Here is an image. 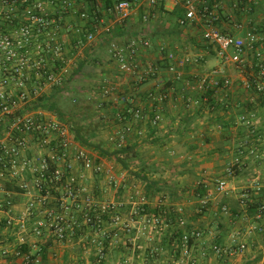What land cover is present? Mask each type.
<instances>
[{"label":"crops","instance_id":"obj_1","mask_svg":"<svg viewBox=\"0 0 264 264\" xmlns=\"http://www.w3.org/2000/svg\"><path fill=\"white\" fill-rule=\"evenodd\" d=\"M76 1L74 10L64 17L69 23L68 25L80 27L89 34L94 32V20L104 18L105 22L113 27V33L111 37L97 34L95 40L87 43L88 45L84 47L77 44L79 39H84V35L77 34L73 37L61 35L60 40L66 50L64 55L68 59L73 58L74 63L80 61V64H86L90 56L100 51L102 45L109 44L111 39L124 44L132 38L143 36L150 41L146 35H135V32L128 30L130 19L132 20L133 16L121 25L117 21L116 13L110 10L111 7L105 9L103 4L99 2L97 8L101 10V13L96 10L89 13L88 8L90 6L87 0ZM55 9L56 6L52 7L53 13L56 12ZM84 10L88 13L87 22L79 19V15ZM142 10L146 11L147 9L138 10L141 17ZM156 10L153 9L157 18L168 17L167 19L170 20L168 15H162ZM225 10L232 12L227 16H233L223 28L225 31L241 36L247 29L235 31V26L242 24L248 29L251 27L259 29L263 32L259 31L260 33H258L264 35V0H257L252 3L250 11L240 9L242 12L240 15L234 13L235 9L232 6H226ZM226 11L224 12L228 13ZM77 12L80 13L78 19ZM71 15L74 19L73 23L69 22L72 18ZM75 19L78 20L77 23ZM171 22H167L166 25L172 28V32H168L166 35L172 33V35H181L186 39L196 35L193 38L200 37L203 40L201 47L204 48L199 53V55L201 54L198 57L199 62L197 65L194 64L185 68L186 75H188L186 78H200L210 74L215 69H221L214 62L216 59L214 48L209 46L205 40V24L193 22L187 27L181 26L182 31H180L175 29L173 22ZM119 28H121L120 32L118 31ZM160 42L158 41L157 46H155L157 55L160 52L158 47ZM66 44L69 49H66ZM150 50L151 48L141 52V63H143V57L148 55ZM248 60V62L251 61V56ZM108 62L104 63L97 59L95 65L100 71L98 82L102 81L105 84L113 85L112 88L115 91L112 95H102L97 100L101 108L94 111L93 117L98 120L101 127L97 129L96 134L108 132V141L112 150L116 148V143L111 139H117L118 137L114 134L118 132H120L119 135L123 134L125 137L132 138V143L138 142L140 145L135 150L134 160L129 161V170L138 171L144 164L155 167L149 177L162 184L163 192L145 197L144 185L130 174L129 170H123L121 167L114 171V167L108 164L115 175L116 184H111L103 175L108 186H103L100 195H96V197L88 193V196L94 200L95 207L92 208V214L100 216L101 223L96 226L88 225L77 233L73 241L61 243L55 238L49 237L45 231L39 237L34 234V229L44 220L41 209L24 218L26 226L24 229L18 225L19 221L7 226L5 223L7 215H0V264H25L22 257L13 255V252L18 248L22 250L26 248L28 252L37 256L39 262L33 264H99L98 254L100 251L104 252L102 258L104 264H264V94L256 91V82H252L255 77L249 85L247 83L248 77L255 75L256 64L252 65L254 64L253 61L252 64L249 63L247 73L241 72L238 67L233 65L239 76L236 78L237 80H231V86L226 91L216 93L214 99L215 102H218L217 106L199 104L200 107L198 108L196 100L193 98L195 96L194 90L198 84L192 85V83L184 80L182 75L178 76L170 72L168 68L166 70L160 69L153 62L157 68L155 74H158V77L154 78L156 76L154 75L148 77L149 79L138 81L137 75L121 72L110 58H108ZM256 62L258 63V60ZM141 67L144 68L145 66L142 65ZM109 70L111 71L110 75H107L106 71ZM74 71L73 69V74ZM112 71L131 76L130 83L123 82L122 85L118 84V86L114 82L116 79ZM162 71L170 78L166 76L158 82L155 81L154 79L159 78L164 73ZM224 72L225 70L223 76H228ZM70 79H72V75L68 80L70 81ZM125 79L127 80V78ZM151 80L153 83L143 88ZM167 82H172L175 88L179 87L178 91L175 92L180 95L175 99L168 98L163 112L159 113L161 121L157 124L158 129L153 136L149 137L151 131L146 118L141 122L133 119L129 112L135 107L146 109L149 99L155 101L150 95L152 93L158 95L160 92L163 94L162 88ZM61 90L58 88L47 92L44 97L51 96L53 100L56 96L55 93ZM121 94L128 95L127 105L119 102ZM157 97L162 98L161 95ZM31 111L34 113L42 111L48 117H57L54 114H48L46 109L42 107H32ZM120 112L121 114L127 113V117L121 122H117L116 116ZM243 118H246L245 121ZM63 119L66 122L64 117ZM236 161H238L239 173L235 176H228V168L233 166ZM89 172L91 171H88L82 180L87 188ZM95 175L102 176V174ZM26 179L30 182L29 175L26 176ZM220 181L227 183L223 192L217 190V183ZM200 183L205 184L207 189L204 198L197 197L196 189ZM9 184L15 187L13 182L0 181V202L10 200V214L14 218H20L24 215L27 203L32 199L33 194L10 191L6 188ZM108 189L115 190L117 201L114 199L110 201L104 197L103 193H107ZM59 194L61 192H55L51 198L55 206L56 198L54 197H60ZM243 194L251 202H257L262 207L259 219L256 218L259 213L253 216L249 215L248 201H245V206L242 204L241 196ZM138 196L145 197V208L141 205L147 214L145 217L132 214L135 210L141 212ZM203 200L207 201V207L200 210L199 206ZM105 205L109 207L106 213H103L102 206ZM158 205H163L164 210L172 212L175 218L172 220L170 217L169 221H167L168 217L163 218L161 227L154 228L148 226L146 220L154 215L152 211L156 210L155 207ZM116 214L122 217L128 228L113 222V217ZM72 215L80 216L79 213L75 212ZM178 217L186 220L187 226H181L184 231L191 230V232L200 231L203 233L200 240L194 239L195 241L191 244V258H197V262H194L190 257H183V249L181 251L176 249L175 232L178 229ZM233 236H238L239 240L248 244V249L244 253L225 257L209 251L207 256L200 257L199 252L204 247L209 249L212 245L217 244V241L219 245L230 244ZM22 237L25 239L23 242L21 241ZM4 249L8 252L5 256L2 255ZM96 258L98 259L96 260Z\"/></svg>","mask_w":264,"mask_h":264},{"label":"built area","instance_id":"obj_2","mask_svg":"<svg viewBox=\"0 0 264 264\" xmlns=\"http://www.w3.org/2000/svg\"><path fill=\"white\" fill-rule=\"evenodd\" d=\"M113 7L110 10L116 13L119 24H124L138 10L143 11L142 21L149 24L152 19V10L162 7L164 10L173 11L182 8L185 12L179 24L187 27L193 22L205 24L204 37L209 46L214 48L216 58L224 65H234L241 72L247 73L252 58L258 60L256 68L259 69L257 77H248V85L255 77V89L264 94V35L255 31V28L243 27L242 24L234 25L235 31L247 29L241 36L223 31V28L232 19V15L222 17L221 10L226 9L229 3L234 9L250 11L252 3L257 0H109ZM212 4V5H211ZM48 5L56 6L55 13ZM243 5V7H240ZM210 7L214 9L211 10ZM74 10L72 0H51L47 4L44 0H0V181L15 183L22 193H32V199L27 203L25 212L20 218L12 217L11 201L0 202V215H7V226L16 221L21 228H25L24 218L40 211L44 220L34 229L38 237L44 231L49 237L58 242L68 243L75 239L78 232L84 227L96 226L100 216L92 214L94 200L88 196V188L82 181L86 173L105 175L109 182L116 184L112 168L103 163H96L90 154L74 143V138L67 125L55 116H46L44 112L34 113L32 107L43 98L47 92L62 88L72 75L71 59L65 57V46L60 40L63 33L62 20L69 12ZM57 16V17H56ZM79 19L88 21V13L82 12ZM69 36L84 35L79 39L78 46L84 47L95 40L97 34L111 37L113 27L107 24L104 18L94 20V32L83 31L80 27L67 25ZM151 48V42L143 37L132 38L120 44L111 39L108 54L110 60L124 73L137 75L138 81H143L148 76H154L157 68L149 62L142 68L140 62L141 52ZM166 54L169 61L168 70L181 76L183 68L197 64L198 58L185 56L178 58L176 54L166 49L159 48ZM249 56L251 61L248 62ZM252 64V65H255ZM222 80L224 87L230 88L231 79L223 76V70L215 69L210 74L201 76L197 80V89L205 90L210 86L218 87ZM257 81H259L257 83ZM103 96L113 94V88L108 83L101 89ZM156 100V96L150 95ZM120 102L128 104L127 96H120ZM133 119L144 121L145 109L136 107L131 111ZM246 119V118H245ZM243 118V120L245 121ZM161 121L157 113L154 124ZM114 141V139H111ZM125 136L120 134L116 144L122 147ZM238 161L228 168V176H233L234 167ZM239 166V165H238ZM77 170V172H76ZM30 176V182L26 176ZM227 183H217V190L223 192ZM55 192H61L56 198V206L51 201ZM245 206L246 195L241 196ZM141 212L135 210L132 214L146 216V200L138 196ZM203 206L207 201L201 202ZM142 205V206H141ZM109 206H102L106 213ZM114 208V207H112ZM80 216H73L72 213ZM261 214H257L259 219ZM113 222L128 228L119 214L114 215ZM148 226L160 228L162 219L150 216L146 220ZM180 225H185L183 220ZM262 229V228H261ZM197 240L203 237L200 231L192 232ZM187 233L184 236L183 257L191 258V246L187 244ZM21 241H25L22 237ZM248 249L245 241L233 236L230 244H214L209 249L205 247L199 252L200 257L207 256L209 251L218 256H235ZM100 255H104L102 251ZM6 249L2 255H7ZM15 257H22L25 264L39 262L36 255L22 249L13 252ZM197 262V258H191Z\"/></svg>","mask_w":264,"mask_h":264},{"label":"rangeland","instance_id":"obj_3","mask_svg":"<svg viewBox=\"0 0 264 264\" xmlns=\"http://www.w3.org/2000/svg\"><path fill=\"white\" fill-rule=\"evenodd\" d=\"M44 1L49 3L51 0H44ZM72 1L74 3H77L76 0H72ZM48 8L52 9V6L48 5ZM65 15L66 14H64L63 16ZM164 18H160V17L157 18L154 15L152 16L151 19L153 21H151L149 24H146L141 20V14L138 11L135 15H133L132 20L130 19L128 30L130 32L131 31L135 32V35L137 34L146 35L148 38H150L152 44L150 53L143 57L142 65L145 66L148 62H152V63L155 62L157 64V59L159 58V55H157V52L155 51V46H157L158 41H161L160 42L161 44L158 45L159 48H161V46H165L166 49L173 51L178 58H182L187 55L191 56L192 58H198L201 55V54L199 55L201 49L204 48L201 47V45L203 44V40L200 37H197L198 39L193 38L196 35L189 39H186V37H182L181 35H175V34L172 35V33L170 35H166V33L172 32V28L169 25H166L171 22L169 19H167L168 17L165 19ZM75 20L77 23L78 20L77 19ZM68 24L69 23L64 18L62 20V25H63L62 35L69 34L68 31L66 30ZM65 40L67 41V39ZM66 47H67L66 49H69V46L67 44ZM108 49H109V44L102 45L100 51L90 56V58L87 60V63L84 64L83 67H81L79 73L77 75H74L72 73V79H70L69 83L65 87H63L60 92L55 93L56 96L52 100V102H54V104L57 105L56 107L57 110L55 112H53V110L46 109L47 113L50 115L54 114L58 117L59 114H62V116L66 119L67 124L68 121L71 119V121H73L75 124L83 127L82 132L87 135H88V125L96 128L99 127L98 129H100L101 127L98 120L91 115L97 109L96 108L97 100L102 96L100 90H98L96 87L97 82L100 79V71L97 69V66H95L94 61L98 59L103 61L104 63L105 62L109 63ZM71 61L73 62L70 66L71 70L73 69L77 70L78 68H80L81 66L80 61L74 63L73 58H71ZM214 62L218 64L219 68L225 70L224 74L226 75L228 74L227 77H229L231 80L232 79L237 80L236 78L239 76V73L235 70L234 66H223L222 62L218 58H216ZM183 70L184 71L181 72V75L183 76L182 78H186L188 76L186 75L187 72L185 68H183ZM110 72H111L110 70L106 71L107 75H110ZM112 73L116 79V81L114 82L117 85L118 84L122 85L123 82L130 83V79L132 78L129 75L125 76L120 73H116L115 71H112ZM163 74H165V72L162 73L159 78L154 80L158 82L160 81V79L167 76L166 74L165 75ZM168 77L170 78V76H167V78ZM125 78H127V80ZM152 83L153 80L148 81V83L145 84L143 88H146V86ZM109 86L112 87L113 85L109 84ZM114 92L115 91L113 90V93ZM119 102H120V98H119ZM98 131L101 132V130ZM71 134L74 138L75 145L78 146L79 148L81 147L85 149L87 153H90L93 159H96V157L98 156V152L91 151L86 146H81L75 140L74 134L72 132ZM93 142L101 143L104 149H108L112 151L108 141V132L106 134H96V137L93 139ZM106 160H104L102 163L106 164L107 166L108 164L112 165L114 167L113 169L114 171L121 168L120 163L111 162L109 160L106 161ZM133 160L134 158H130L129 161L132 162ZM242 185H246V184H242ZM103 186H108L106 183V179L103 175L98 177L92 172L88 173V193H90L93 197L94 196L96 197V195H100ZM103 194L104 197L109 199L110 201H112V199H114V201H117V195L114 189H110L107 193L105 192Z\"/></svg>","mask_w":264,"mask_h":264},{"label":"trees","instance_id":"obj_4","mask_svg":"<svg viewBox=\"0 0 264 264\" xmlns=\"http://www.w3.org/2000/svg\"><path fill=\"white\" fill-rule=\"evenodd\" d=\"M88 4L90 6V8H88V12L92 13L94 10H96L98 13H101V10H99L97 8V4L99 2H101V4H103L105 9H108L110 7L113 6L112 1L109 0H87ZM211 1V0H210ZM212 5V4H211ZM226 6H231V4H227ZM240 7H243V5H241ZM157 9V10H156ZM156 11H159L162 15H168L170 17V20L173 22V27L175 29H179L180 31H182L180 28H182L179 24V21L181 18H183V16L185 15V12L182 8H177L175 11L172 12H166L164 11V9L162 7H157ZM211 10H213V7H210ZM255 10V9H254ZM85 11V10H84ZM224 11L226 10H221L220 14L222 15V17H226L229 14H232V12L230 10H227L228 13H225ZM226 11V12H227ZM152 16H154L155 12L152 10ZM236 15H240V13L242 14L240 9H235L234 12ZM70 14V13H69ZM80 13L77 12V19H78V15ZM72 16V15H71ZM57 17V16H56ZM70 23L74 22L73 16L72 18H70ZM227 29V28H226ZM263 29V28H262ZM121 28L118 29V31L120 32ZM223 31H225L223 29ZM256 32H259L261 30L259 29H255ZM263 32V31H261ZM260 33V32H259ZM160 51V50H159ZM159 58L157 60V67H159L160 69L166 70L168 68V64L169 61L166 57V54L162 51L159 52ZM253 63H256V59L252 58ZM113 63V62H112ZM94 64L96 65V60L94 61ZM102 64V63H101ZM84 63H81L80 68H78L77 70L74 71V75H77L81 69V67H83ZM115 65V64H114ZM116 66V65H115ZM117 67V66H116ZM259 69L256 68L255 69V77H257ZM156 75V74H155ZM158 75V74H157ZM154 76V78L158 77V76ZM194 77H188V78H184V80L188 81L189 83H192V85H197V80H199V78H195ZM181 80V79H180ZM177 80V81H180ZM193 80V81H192ZM252 80V79H251ZM256 79L254 78L255 81ZM69 83V80L65 83V86ZM254 84V83H253ZM97 89L101 90L103 89V87L105 86V83L102 81L97 82ZM62 88H60L61 90ZM179 87L175 88L174 84L172 82H167L164 84L162 91L163 94L160 92L158 95L152 93L154 96H156V100L155 101H151V99H149V104L147 106L146 104V109H145V117L147 120V125L149 126L150 129V133H149V137H151V135L153 136L155 134V132L157 131V124H154V118L155 115L157 113H162L164 108H165V103L168 100V98H172L175 99L177 98L178 95L180 94H176V92L178 91ZM228 88L224 87L222 80L220 81V84L218 87L215 86H210L205 90H198L196 88V90H194L195 92V96L193 98H195L196 100V106L199 108L201 104H209L212 107H216L218 102H215L214 96L216 95V93L218 91H226ZM172 90V92H171ZM176 91V92H175ZM257 91V90H256ZM171 92V93H170ZM101 93V92H100ZM162 96V98H158L157 96ZM121 96H127L126 94H121ZM169 96V97H168ZM120 97V96H119ZM179 98V97H178ZM187 99V98H186ZM97 104V109L96 111H98L101 108V105L96 102ZM195 103V102H194ZM186 104H188V102H186ZM200 104V105H199ZM106 105V104H104ZM36 107H42L44 109H49V110H53V112H55L57 109V105L54 104V102H52V97L51 96H46L43 98H40V100L38 101V103L35 105ZM136 108V107H135ZM128 110V109H127ZM95 114V112H93ZM93 113L91 114L93 116ZM131 115V112H129ZM196 114V113H195ZM197 115V114H196ZM127 117V113H123L116 116V121L117 122H121L122 120H124ZM59 120H61L62 122H64L68 129L70 130V132H72L75 136V140L81 145V146H86L88 147L91 151H96L98 152V156L96 157V159H93V157L90 155V157L96 162V163H102L104 160H109L111 162H117L121 164L122 169L124 170H129V160L130 158H134L136 156V148L140 145L138 144V142L136 143H132V138L126 136L125 137V142L124 145L122 147H118V144H116V148L113 149L112 151L108 150V149H104L101 143H94L93 139L96 137V131L98 128L93 127L88 125V135L82 132L83 127L78 126L77 124H75L73 121H71V119L68 121V124L65 122V120L63 119L62 114L58 115ZM189 123V122H187ZM119 133L114 134L115 136L119 137ZM138 136V135H136ZM135 137V136H133ZM139 137V136H138ZM117 139H114V142L116 143ZM138 141V139H137ZM145 141V140H144ZM146 141H149L148 139H146ZM151 143H153L151 141ZM90 154V153H89ZM106 160V161H107ZM152 169L154 170L155 167H150L146 164L142 165L140 167V169L138 171H132L129 170V173L132 174L134 177H136L137 179L140 180V182L144 185L145 187V191H144V195L145 197L152 195V194H159L163 192V186L159 181H155L153 179H151L149 176V174H151ZM234 174L233 176L237 175L239 173V167L236 164L234 167ZM155 172V171H154ZM153 172V173H154ZM6 188H8L10 191H16V192H20L21 190L18 187H14L11 184H9V186H7ZM206 187L205 184H199L196 192L198 193L197 197L198 198H204L206 195ZM196 197V198H197ZM244 201H248L247 202V207H248V211H249V215L253 216L256 213H260L262 212V207L257 203V202H251V200H249V198H245ZM163 205H158L156 206V210L152 211L153 212V216L155 217H160L162 219L163 222V218H169L167 221L170 220V217L172 218V220L175 218V216L172 214V212L170 211H165L164 208L162 207ZM144 207V206H143ZM200 210H204L207 206H203L202 204H200ZM145 208V207H144ZM149 211V210H148ZM150 212V211H149ZM152 212H150V214H152ZM173 215V216H172ZM256 216V215H255ZM183 220L184 222L186 221L184 218H180L178 217L177 219V231L175 232L176 236H175V243H176V249L178 251H181L184 247V236L187 233V244L189 246H191V244H193V242L195 241L194 239L195 236L192 235L193 233L191 232V230H187L184 231L183 229H181V225H180V221ZM187 226V224H185ZM217 244L219 245V242L217 241ZM23 251L25 253H28V250H26V248H23ZM103 252V251H102ZM104 254V252H103ZM104 257V255H100V253L98 254V258H96V260H100L99 264H104V260H102V258Z\"/></svg>","mask_w":264,"mask_h":264}]
</instances>
